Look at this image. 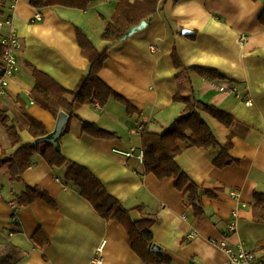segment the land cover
Instances as JSON below:
<instances>
[{"label": "crops", "instance_id": "0c3cea01", "mask_svg": "<svg viewBox=\"0 0 264 264\" xmlns=\"http://www.w3.org/2000/svg\"><path fill=\"white\" fill-rule=\"evenodd\" d=\"M135 1L139 0H131ZM0 6L21 42L19 70L10 79L0 108L18 121L24 143L33 139L16 98L24 101L28 114L49 133L54 130L56 119L30 97L32 69L44 72L67 90H76L89 66L79 42L81 32L98 52L109 51L100 78L138 113L129 115L125 105L115 100L105 108L93 103L76 105V117L69 120V131L61 139L63 153L88 168L126 207H142L141 213L134 212L135 218H156L154 244L171 258V264L227 263L228 257L213 240H226L234 248L245 242L256 264H264V223L254 222L252 214L255 192L264 193V28L258 20L264 0H164L145 29L118 43L102 39L116 9L115 0H91L85 11L60 6L38 10L30 0H0ZM36 15L42 19L36 20ZM183 30L191 34L183 35ZM8 32L5 28L0 41ZM174 50L180 69L173 63ZM190 67L213 69L226 76L227 81H213L191 73L193 91L187 89V93L235 118L228 128L203 114L222 146L233 136L231 155L239 160L218 169L213 165L217 150L181 144L180 168L193 182L216 194L214 198L203 196L205 215L200 219L187 206L174 178L158 180L144 172L137 157L123 154L141 148L140 127L162 132L180 116L184 105L174 102L180 92L177 76ZM230 82L241 96L219 90L221 85H232ZM246 94L253 102L250 107L245 104ZM83 122L118 137L96 139L83 132ZM2 150H14L7 133L0 134V154ZM8 170V166L0 167V250L16 247L19 252L14 264H145L133 252L126 229L117 221L102 219L76 189L64 188L43 159L37 158L21 183H11ZM24 185L43 190L55 205L38 199L20 209L14 220L11 201ZM232 224L236 230L230 232ZM39 230L48 240L45 246L33 240Z\"/></svg>", "mask_w": 264, "mask_h": 264}, {"label": "trees", "instance_id": "16d2710c", "mask_svg": "<svg viewBox=\"0 0 264 264\" xmlns=\"http://www.w3.org/2000/svg\"><path fill=\"white\" fill-rule=\"evenodd\" d=\"M115 1V12L108 20L102 35V39L110 43L125 40L128 32L142 22L149 24L161 11V3L164 0ZM90 3L91 0H30V4L38 10L60 6L85 11ZM0 16L3 19L9 18L5 17V11L1 6ZM258 20L260 26L264 28V8L259 14ZM78 37L82 54L89 61L87 73L79 86L76 90H67L49 75L33 68L34 86L30 92L32 101L49 112L56 120L61 111L67 113L70 120L75 118L76 105L93 103L100 108H105L111 100L125 105L129 115L137 114L138 111L134 106L100 78L102 69L110 59L109 51L98 52L81 32H78ZM191 39H195V36H191ZM4 48L0 42V71L4 66ZM172 59L176 69L182 68L175 50ZM191 73H195L203 79L227 81L226 76L217 70L201 67L185 68L177 76L180 92L174 97L175 103L184 105L182 113L162 132L143 128L141 131V149L144 152V172L152 174L158 180L174 178L175 186L184 194L187 206L192 208L194 217L200 219L205 215L203 196L214 198L216 194L193 182L180 168L177 159L183 152L184 147L181 144H185L187 148L217 150L218 153L213 158V165L218 169L229 167L238 163L239 160L231 155L233 136H229L228 143L222 146L203 114L211 115L228 128L235 122V118L216 105L198 100L193 93H187V89L193 91ZM230 84L236 85L234 82H230ZM16 103L19 105L23 116L30 123L28 133L32 139L46 136L49 131L42 123L28 114L24 101L17 97ZM0 125L5 129L11 148L14 149L12 152L2 150L0 154V167L8 166L11 183L23 182L24 173L36 164L37 158L43 159L54 170L64 188L76 189L102 219L107 222L117 221L126 229L133 252L145 264H171V258L165 253L151 251L154 244L152 229L156 223V218L146 216L135 218L134 212L141 213L142 207L133 209L126 207L121 201L109 194L103 183L88 168L73 162L64 153H58L51 144L41 143L31 146L30 143H24L21 137L22 127L4 108H0ZM68 131L69 122L65 129V132ZM83 132L96 139L113 140L118 137L117 133L89 122H83ZM61 171L63 174L59 173ZM38 199L55 205L46 192L38 187L27 185H24L19 194L13 196L11 203H15L20 210L29 207ZM252 207L253 221L264 223V193L255 192ZM33 240L37 245L45 246L48 244V240L41 230L36 232ZM18 252L14 246H5L0 250V264H14Z\"/></svg>", "mask_w": 264, "mask_h": 264}, {"label": "built area", "instance_id": "2783aa9c", "mask_svg": "<svg viewBox=\"0 0 264 264\" xmlns=\"http://www.w3.org/2000/svg\"><path fill=\"white\" fill-rule=\"evenodd\" d=\"M12 3L15 0H10ZM36 20H41L42 17L40 15H36ZM5 28H9L8 34H5L1 37V44L5 47L4 48V66L3 69L0 71V100L7 94L10 79L18 72V60H17V52L21 49V42L19 35L12 24L10 19H3L0 16V34L4 32ZM154 49V48H153ZM219 90L222 93L232 94L235 96H241L242 92L240 89L232 84V85H221L219 86ZM245 104L247 106H252L253 102L252 99L246 94L245 97ZM143 127L139 128V132H141ZM124 156L127 158H134L137 157L138 160L143 163L144 159V152L143 150L137 148H131L128 151H125ZM233 197H237L234 193L232 194ZM3 196L2 186L0 184V199ZM13 208V219L15 220L17 217V213L19 211L17 205L15 203H11ZM233 216H236V213H233ZM236 230L234 224H232L229 228L230 232ZM195 236V233L192 234ZM216 247H218L221 251H223L226 256L228 257V262L225 264H256L255 262V255L249 249H247L246 243L242 242L237 248H234L232 245L228 243L226 240L221 241H211Z\"/></svg>", "mask_w": 264, "mask_h": 264}, {"label": "water", "instance_id": "95a60500", "mask_svg": "<svg viewBox=\"0 0 264 264\" xmlns=\"http://www.w3.org/2000/svg\"><path fill=\"white\" fill-rule=\"evenodd\" d=\"M147 27V23L146 22H142L139 26L132 28L126 38H130L131 36H133L134 34L142 31L143 29H145ZM183 35H188L191 34L190 31L188 30H183ZM70 118L67 115V113H65L64 111H61L58 115V118L56 120V125L55 128L52 132L48 133L46 136L37 138L35 140H32L30 142L31 146H35L37 144H41V143H49L51 144L54 149L58 152V153H63V148H62V143H61V139L62 136L65 132V129L67 127V124L69 122ZM151 251L154 253H160L162 252V249L160 246H158L157 244H153L151 247Z\"/></svg>", "mask_w": 264, "mask_h": 264}, {"label": "rangeland", "instance_id": "374dc122", "mask_svg": "<svg viewBox=\"0 0 264 264\" xmlns=\"http://www.w3.org/2000/svg\"><path fill=\"white\" fill-rule=\"evenodd\" d=\"M198 94V97H199V92H197ZM0 134L3 135V136H6V131L4 130V128L0 125ZM10 184V182H9Z\"/></svg>", "mask_w": 264, "mask_h": 264}]
</instances>
